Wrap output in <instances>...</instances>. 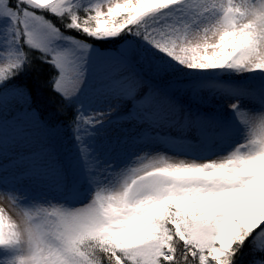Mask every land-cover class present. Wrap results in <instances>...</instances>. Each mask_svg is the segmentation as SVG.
<instances>
[{
  "label": "snow or ice",
  "instance_id": "obj_1",
  "mask_svg": "<svg viewBox=\"0 0 264 264\" xmlns=\"http://www.w3.org/2000/svg\"><path fill=\"white\" fill-rule=\"evenodd\" d=\"M0 43V157L55 128L21 82L33 52L71 109L74 149L17 157V182H44L54 167L62 201L0 178L15 210L0 206V264H264V0H0ZM218 72L233 75H207ZM191 73L230 117L193 112L156 86ZM94 82L118 103H86ZM114 110L152 130L131 138L145 145L134 154L127 136L98 143ZM173 126L195 129V143L162 139Z\"/></svg>",
  "mask_w": 264,
  "mask_h": 264
},
{
  "label": "rangeland",
  "instance_id": "obj_2",
  "mask_svg": "<svg viewBox=\"0 0 264 264\" xmlns=\"http://www.w3.org/2000/svg\"><path fill=\"white\" fill-rule=\"evenodd\" d=\"M0 52H3V45L0 43ZM201 74L199 73H191L188 76L180 77L179 79L176 76H169L167 78V82L161 83L157 82V87H168L170 91L174 92L177 96V99L183 103L185 108H190L193 112H199L198 110L202 111L203 113L207 114H215L218 113L221 116L230 117L231 113H228L223 108V102L220 101L218 98L214 97L209 91L207 90H196L193 85L196 83V77ZM210 77H216L220 80H226L233 74H225V73H209L207 74ZM177 83H172L173 81H177ZM254 86L258 87L259 81L258 79H253L249 81ZM100 85L98 82H94L89 87V95L86 100V103L90 102L91 107L104 109L106 110L109 105L115 106L118 101L115 99L104 98L99 96L96 92V89L99 88ZM121 111H127V105L121 109ZM6 116L8 114H5ZM120 115L119 112L113 111V116L111 119V123H107L104 129L101 132V136L98 140V143H103L105 139H111L115 137H123L127 136L129 138V142L126 145L124 151L127 154H130L133 151L138 150V146L140 144L132 143V137L143 135L146 130H150L146 125L137 124L136 121H128V120H119L117 117ZM11 118L9 117V120ZM55 128L51 132H45L41 130H37L34 135L33 139L29 142H20L14 147H12L9 151L5 152L2 157H0V165H3V171H0V178L12 177L9 180V186L19 187L29 192L31 197H35L37 202H42L43 199H52L53 202L58 200H54L48 194L42 195L38 191L34 190L31 185L27 182L19 181L17 182L16 176L18 175L17 172L14 170L15 168L19 169L21 167H17V157L22 155H27L31 152H37L41 149L43 145L53 144L55 145L56 152L60 155H66L74 151L71 138L69 135V130L64 129L63 127H59V124H54ZM165 130L164 128L159 129V131ZM68 133V134H67ZM162 133L170 134L175 136L179 139L187 138L193 139L191 135L194 133L192 131H184L182 129H177L175 131L169 129L162 131ZM58 137V139L56 138ZM56 141L58 144H55L53 141ZM194 140V139H193ZM178 141L177 143H179ZM103 147V145H99ZM134 159V155L132 156ZM180 158H188L186 156H180ZM214 158V157H212ZM47 157H45V161ZM53 179L55 180V173L54 167L51 173ZM58 192V190H56ZM81 199H74L71 201L73 205L79 206L81 203ZM0 206L5 207L9 214L15 216V210L12 209L11 205L6 200H0Z\"/></svg>",
  "mask_w": 264,
  "mask_h": 264
},
{
  "label": "trees",
  "instance_id": "obj_3",
  "mask_svg": "<svg viewBox=\"0 0 264 264\" xmlns=\"http://www.w3.org/2000/svg\"><path fill=\"white\" fill-rule=\"evenodd\" d=\"M30 55L33 56V63L28 71L22 75L21 82L31 91L36 115L44 121H49L53 125L59 124V127L69 130L71 109L62 108L63 101L59 95L52 91L49 85L53 70L48 65L42 64L40 60L35 59L37 53L33 52ZM56 138L58 139V137ZM53 142L58 144L56 141ZM244 259L247 260L248 257Z\"/></svg>",
  "mask_w": 264,
  "mask_h": 264
},
{
  "label": "bare ground",
  "instance_id": "obj_4",
  "mask_svg": "<svg viewBox=\"0 0 264 264\" xmlns=\"http://www.w3.org/2000/svg\"><path fill=\"white\" fill-rule=\"evenodd\" d=\"M248 106L251 108V109H253L254 111H258V109H259V105H258V103H256V102H254V101H252V102H248ZM165 130H169V129H171V130H173V131H175V130H177V129H179L180 127L179 126H173V127H163ZM181 129V128H180ZM151 130V129H150ZM161 130V129H160ZM165 130H162V131H165ZM162 131H159L160 132V134H161V137H162V139H168V140H173V139H175L176 140V142H178V141H180L181 139H179V138H177V137H175V136H172V135H170V134H166V133H162ZM151 131H149V130H146V132L144 133V134H147V133H150ZM220 145V142L219 141H217V142H215V145H214V147H215V150H216V152H218V153H220V152H223V151H226V147H220L219 146ZM143 147H145V145H139L138 146V150H140V149H142ZM166 145H164V144H156L155 145V148H156V150L157 151H160V152H164L165 150H166ZM137 150V151H138ZM136 151V152H137ZM135 151H133V152H131L130 154H134V153H136ZM168 154L169 155H172V153L169 151L168 152ZM214 158H216L215 156H213ZM16 172H17V174L20 172V171H22L23 169L22 168H19V169H17V168H15L14 169ZM4 179H7L8 181L10 180V179H12V177H6V178H4ZM15 179V178H14ZM22 182H27L29 185H31V187L34 189V190H36V191H38L39 193H42V195H44V194H48L49 196H51V197H53L54 199H58V198H61V193L58 191H56L57 190V186H56V181H50V179H48V180H46V181H44V182H35V181H31V180H28V179H25V180H23Z\"/></svg>",
  "mask_w": 264,
  "mask_h": 264
}]
</instances>
